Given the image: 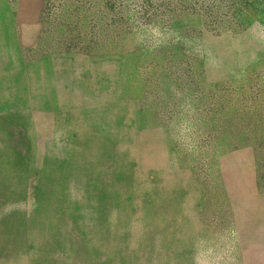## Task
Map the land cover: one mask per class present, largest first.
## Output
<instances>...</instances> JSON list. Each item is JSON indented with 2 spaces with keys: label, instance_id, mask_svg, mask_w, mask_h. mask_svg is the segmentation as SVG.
Masks as SVG:
<instances>
[{
  "label": "rangeland",
  "instance_id": "obj_1",
  "mask_svg": "<svg viewBox=\"0 0 264 264\" xmlns=\"http://www.w3.org/2000/svg\"><path fill=\"white\" fill-rule=\"evenodd\" d=\"M0 155V264H264V0H0Z\"/></svg>",
  "mask_w": 264,
  "mask_h": 264
},
{
  "label": "bare ground",
  "instance_id": "obj_2",
  "mask_svg": "<svg viewBox=\"0 0 264 264\" xmlns=\"http://www.w3.org/2000/svg\"><path fill=\"white\" fill-rule=\"evenodd\" d=\"M48 78H49V77H48ZM47 84H48V83H47ZM50 88H51V87H50ZM23 90H24V89H23ZM51 90H52V89H51ZM24 91H25V90H24ZM43 91H44V89H43ZM54 92H55V91H54ZM51 93H52V92H51ZM48 95H49V94H48ZM52 95H53V93H52ZM52 95H50V96L52 97ZM32 96H33V95H32ZM32 96H31V97H32ZM43 96H44V95H43ZM47 97H48V96H47ZM32 98H33V97H32ZM20 99H21V97H20ZM48 99H49V98H48ZM45 100H46V99H45ZM53 101H54V100H53ZM50 102H51V101H50ZM18 103H19V102H18ZM46 103H47V102H46ZM25 104H26V103H25ZM36 104H37V103H36ZM47 104H48V103H47ZM18 105H20V104H18ZM21 105L24 106L23 104H21ZM52 105H54V104H52ZM52 105H51V106H52ZM45 106H46V105H45ZM64 106H65V105H64ZM18 107H19V106H18ZM93 107H94V106H93ZM120 107H121V106H120ZM69 108H70V107H69ZM91 108H92V107H91ZM94 108H95V107H94ZM118 108H119V107H118ZM34 109H36V108H34ZM43 109H44V108H43ZM89 109H90V108H89ZM92 109H93V108H92ZM37 110H38V109H37ZM84 110H85V108H84ZM103 110H105V109H103ZM53 111H54V110H53ZM92 111H93V110H92ZM90 112H91V111H90ZM101 112H102V111H101ZM54 113H55V112H54ZM91 113H92V112H91ZM63 117H64V116H63ZM85 117H86V116H85ZM91 117H92V116H91ZM19 119H20V118H19ZM87 119H88V118H87ZM87 119H86V120H87ZM103 119H105V118H103ZM114 120H115V119H114ZM122 120H123V119H122ZM122 120H121V121H122ZM132 120H133V119H132ZM34 121H35V120H34ZM36 121H37V119H36ZM66 121H68V120H66ZM121 121H120V122H121ZM16 122H17V121H16ZM52 122H53V121H52ZM108 122H109V121H108ZM113 122H114V121H113ZM113 122H111V123L113 124ZM117 122H118V120H117ZM134 122H135V121H134ZM21 123H22V122H21ZM21 123H20V124H21ZM33 123H34V122H33ZM35 123H36V122H35ZM50 123H51V122H50ZM89 123H90V121H89ZM114 123H115V122H114ZM17 124H18V123H17ZM20 124H19V125H20ZM61 124H62V123H61ZM93 124H94V123H93ZM116 124H117V123H116ZM123 124H124V123H123ZM22 125H23V124H22ZM63 125H64V123H63ZM124 125H126V124H124ZM92 126H93V125H92ZM106 126H107V125H106ZM137 126H138V125H137ZM137 126H136V128H137ZM108 127H109V126H108ZM133 127H134V126H133ZM138 127H139V126H138ZM88 128H89V127H88ZM129 128H130V127H129ZM161 128H163V127H161ZM34 129H35V128H34ZM107 129H108V128H107ZM156 129H157V128H156ZM72 130H73V129H72ZM72 130H71V131H72ZM97 130H98V129H96V131H97ZM121 130H122V129H121ZM128 130L130 131V129H128ZM134 130H135V129H134ZM158 130H159V128H158ZM163 130H164V129H163ZM124 131H125V130H124ZM159 131H160V130H159ZM130 132H131V131H130ZM53 133H54V132H53ZM56 133H57V132H56ZM56 133H55V134H56ZM71 133H72V132H71ZM71 133H69V134H71ZM42 134H43V133H42ZM98 134H99V133H98ZM118 134H119V133H118ZM125 134H126V133H125ZM127 134H128V133H127ZM127 134H126V135H127ZM130 134H131V133H130ZM6 135H7V131H6ZM81 135H82V134H81ZM100 135H101V133H100ZM135 135H137V134H135ZM135 135H134V136H135ZM57 136H58V135H57ZM60 136H62L61 133H60ZM90 136H91V135H90ZM106 136H107V135H106ZM132 136H133V135H132ZM138 136H139V135H138ZM12 137H13V135H12ZM107 137H108V136H107ZM135 137H136V136H135ZM55 138H56V137H55ZM55 138H53V139H55ZM123 138H124V137H123ZM132 138H133V137H132ZM6 139L8 140V138H6ZM53 139H52V140H53ZM63 139H64V138H63ZM101 139H102V138H101ZM104 139H105V138H104ZM117 139H118V138H117ZM133 139H134V138H133ZM168 139H169V138H168ZM106 140H107V139H106ZM109 140H110V139H109ZM128 140H129V139H128ZM131 140H132V139H131ZM136 140H137V139H136ZM86 141H87V140H86ZM102 141H103V140H102ZM123 141H124V139H123ZM63 142H64V141H63ZM67 142H68V141H67ZM118 142H119V141H118ZM118 142H117V143H118ZM127 142H128V141H127ZM164 142H165V141H164ZM68 143H69V142H68ZM70 143H71V142H70ZM73 143H74V142H73ZM89 143H90V142H89ZM120 143H121V142H120ZM125 143H126V142H125ZM128 143H130V140H129ZM131 143H132V142H131ZM54 144H55V143H54ZM71 144H72V143H71ZM121 144H122V143H121ZM137 144L139 145V143H137ZM137 144H135V145H137ZM157 144H158V143H157ZM126 145H128V144H126ZM158 145H159V144H158ZM158 145H157V146H158ZM169 145H171V144H169ZM119 146H121V145H119ZM122 146H125V145H122ZM163 146H166V144H165V145H162V147H163ZM8 147H10V146H8ZM125 147H126V146H125ZM127 147H128V146H127ZM133 147H134V146H133ZM142 147H143V146H142ZM69 148H71V146H69ZM152 148H153V146H152ZM168 148H169V147H168ZM121 149H122V148H121ZM137 149H138V148H137ZM143 149H144V148H143ZM155 149H156V148H155ZM165 149H167V146L165 147ZM69 150H70V149H69ZM119 150H120V149H119ZM150 150H151V149H150ZM172 150H173V149H172ZM13 151H14V149H13ZM71 151H72V149H71ZM129 151H130V150H129ZM129 151H127V152H129ZM131 151H132V150H131ZM133 151H134V149H133ZM135 151H136V150H135ZM151 151H152V150H151ZM155 151H157V149H156ZM155 151H154V152H155ZM167 151H168V150H167ZM15 152H16V151H15ZM143 152H144V151H143ZM149 153H150V152H149ZM157 153H158V151H157ZM41 154H42V153H41ZM71 154H72V152H71ZM71 154H70V155H71ZM74 154H75V153H74ZM108 154H109V152H108ZM129 154L131 155V153H129ZM15 155H16V154H15ZM15 155H14V156H15ZM75 155H76V154H75ZM0 156H1V155H0ZM4 156H5V155H4ZM68 156H69V155H68ZM68 156H66V157H68ZM129 157H131V156H129ZM137 157H138V156H137ZM14 158H16V157H14ZM17 158H18V157H17ZM130 159H131V158H130ZM174 159H175V158H174ZM183 160H184V159H183ZM5 161H6V160H5ZM13 161H14V160H13ZM69 161H70V160H69ZM125 161H126V159H125ZM133 161L135 162V160H133ZM14 162H16V160H15ZM172 162H173V161H172ZM174 162H175V161H174ZM61 163H62V162H61ZM135 163H136V162H135ZM180 163H181V162H180ZM17 165H18V164H17ZM144 165H145V164H144ZM149 165H150V164H149ZM171 165H172V163H171ZM13 166H14V165H13ZM168 166H170V165H168ZM21 168H22V167H21ZM44 168H45V167H44ZM45 169H46V168H45ZM45 169H42V170L44 171ZM153 169H154V168H153ZM169 169H173V168H169ZM179 170H180V169H179ZM181 170H182V169H181ZM138 171H139V170H138ZM146 171H147V170H146ZM150 171H151V169H150ZM157 171H158V170H157ZM170 171H171V170H170ZM170 171H169V172H170ZM185 171H188V170H185ZM133 172H134V171H133ZM142 172H143V170H142ZM151 172H152V171H151ZM163 172H164V171H163ZM172 172H174V171H172ZM180 172H181V171H180ZM42 173H43V172H42ZM156 173H157V172H156ZM167 173H168V172H167ZM151 174H152V173H151ZM151 174H150V175H151ZM160 174H161V173H160ZM172 174H174V173H172ZM178 174H179V173H178ZM181 174H182V173H181ZM48 175H49V174H48ZM140 175H141V174H140ZM146 175H147V173H146ZM146 175H145V176H146ZM153 175H154V174H153ZM164 175H165V174H164ZM182 175H183V174H182ZM45 176H46V175H45ZM142 176H143V175H142ZM167 176H168V175H167ZM169 176H170V175H169ZM185 176H186V175H185ZM91 177H92V176H91ZM161 177H162V176H161ZM163 177H164V176H163ZM180 177H181V176H180ZM143 178H144V176H143ZM182 178H183V177H182ZM152 179H153V178H152ZM188 179H189V178H188ZM65 180H66V179H65ZM148 180H149V179H148ZM162 180H163V179H162ZM172 180H173V179H172ZM59 181H61V180H59ZM143 181H144V180H143ZM61 182H62V181H61ZM156 182H157V181H156ZM159 182H160V181H159ZM177 182H178V181H177ZM193 182H194V181H193ZM64 183H65V182H64ZM97 183H98V182H97ZM138 183H139V182H138ZM142 183H143V182H142ZM144 183H145V182H144ZM150 183H151V182H149V184H150ZM153 183H154V182H153ZM178 183H179V182H178ZM181 183H182V182H181ZM183 183H185V182H183ZM186 183H188V182H186ZM190 183H191V182H189V184H190ZM145 184H146V183H145ZM147 184H148V183H147ZM147 184H146V185H147ZM157 184H158V183H157ZM179 184H180V183H179ZM195 184H196V183H195ZM72 185H73V184H72ZM135 185H137V184H135ZM143 185H144V184H143ZM193 185H194V183H193ZM61 186H63V185H60V187H61ZM137 187H139V186H137ZM163 187H164V185H163ZM198 187H199V186H198ZM56 188H57V187H56ZM62 188H63V187H62ZM64 188H65V187H64ZM68 188H69V187H68ZM76 188H77V187H76ZM76 188H75V189H76ZM135 188H136V186H135ZM144 188H145V186H144ZM160 188H161V187H160ZM186 188H187V187H186ZM188 188H190V187L188 186ZM208 188H209V187H208ZM208 188H207V189H208ZM210 189H211V188H210ZM210 189H209V190H210ZM139 190H140V189H139ZM146 190H147V188H146ZM146 190H145V191H146ZM187 190H188V189H187ZM197 190H198V189H197ZM211 190H212V189H211ZM149 191H150V190H149ZM150 192H151V191H150ZM198 193H199V192H198ZM201 193H202V192H201ZM70 194H71V193H70ZM185 194H186V193H185ZM189 194H192V193L189 192ZM194 194H195V193H194ZM71 195H72V194H71ZM114 195H115V194H114ZM150 195H151V194H150ZM176 195H177V194H176ZM197 195H198V194H197ZM209 195H210V194H209ZM65 196H66V195H65ZM115 196H116V195H115ZM189 196H190V195H189ZM68 197H69V196H68ZM180 197H181V196H180ZM182 197H183V196H182ZM184 197H186V196H184ZM187 197H188V196H187ZM202 197H203V196H202ZM204 197H205V196H204ZM207 197H208V195H207ZM210 198H211V197H210ZM67 199H68V198H67ZM127 199H128V198H127ZM144 199H145V198H144ZM156 199H157V198H156ZM182 199H183V198H182ZM189 200H190V199H189ZM195 200H196V199H195ZM212 200H213V199H212ZM232 200H234V199H232ZM68 201H69V200H67V202H68ZM141 201H142V200H141ZM153 201H154V200H153ZM180 201H181V200H180ZM150 202H151V201H150ZM183 202H184V201H183ZM233 202H234V201H233ZM73 203H74V202H73ZM119 203H120V202H119ZM177 203H178V202H177ZM199 203H200V202H199ZM234 203H235V202H234ZM68 204H69V203H68ZM87 204H88V203H87ZM114 204H115V203H114ZM74 205H75V204H74ZM75 206H76V205H75ZM82 206H83V205H82ZM115 206H116V205H115ZM139 206H140V205H139ZM179 206H180V205H179ZM188 206H189V205H188ZM196 206H197V205H196ZM68 207H69V206H68ZM79 207H81V206H79ZM197 207H198V206H197ZM117 209H118V208H117ZM136 209H137V208H136ZM190 209H191V208H190ZM261 209H262V208H261ZM261 209H260V210H261ZM198 210H199V209H198ZM256 210H257V209H256ZM117 211H118V210H117ZM257 211H258V210H257ZM262 211H263V210H262ZM133 212H134V211H133ZM259 212H260V211H259ZM131 214H132V212H131ZM256 215H257V214H256ZM177 216H178V215H177ZM108 219H109V218H108ZM181 219H182V218H181ZM181 219H180V220H181ZM183 219H184V218H183ZM258 219H259V218H258ZM260 219H261V218H260ZM134 220H135V219H134ZM175 221H176V219H175ZM195 221H196V220H195ZM186 222H187V221H186ZM197 222H198V221H197ZM190 225H192V224H190ZM128 227H129V225H128ZM241 227H242V226H241ZM135 228H136V227H135ZM242 228H244V227H242ZM125 229H126V228H125ZM164 232H165V231H164ZM135 233H136V232H135ZM164 235H165V234H164ZM117 237H118V236H117ZM198 238H199V237H198ZM202 240H203V239H202ZM30 241H31V239H30ZM29 247H30V246H29ZM241 247H242V246H241ZM192 250H194V249H192ZM131 251H132V250H131Z\"/></svg>",
  "mask_w": 264,
  "mask_h": 264
}]
</instances>
